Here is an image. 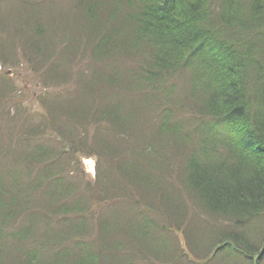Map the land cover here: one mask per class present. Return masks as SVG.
Masks as SVG:
<instances>
[{"label": "trees", "instance_id": "obj_1", "mask_svg": "<svg viewBox=\"0 0 264 264\" xmlns=\"http://www.w3.org/2000/svg\"><path fill=\"white\" fill-rule=\"evenodd\" d=\"M46 1L0 0V62L22 42L40 99L31 111L0 79V162H15L0 174V264L188 263L165 235L187 209L218 241L210 257L264 264V0H75L83 34L65 49L36 14ZM159 136L184 145L175 195ZM121 204L136 216L124 242L107 224Z\"/></svg>", "mask_w": 264, "mask_h": 264}, {"label": "rangeland", "instance_id": "obj_2", "mask_svg": "<svg viewBox=\"0 0 264 264\" xmlns=\"http://www.w3.org/2000/svg\"><path fill=\"white\" fill-rule=\"evenodd\" d=\"M74 2L75 0H50V1L47 0L45 3L49 7L42 6V10L36 12L37 16H39V18L42 17L44 21L46 20L48 21V23L50 21H53L52 25H55V23L56 24L59 23L58 26L63 27L64 37H62L61 40L59 38V35L61 32L58 31L57 25L56 27H54V31L57 33H53L54 35L57 34L56 35L57 40H55V42L52 45H58V48H61V49H65L64 44L67 38L72 40L74 43V42H78L76 37L78 35L80 36L81 34H83L82 33L83 31L80 30L79 27L77 26L79 24L76 19L78 17V14L73 12ZM12 10L14 11V8H12ZM65 12H68L67 15L69 16H64L65 14L63 13ZM85 43L86 42L83 41V45H80L82 49L81 51L82 53H84L85 51L89 52L88 51L89 47L88 49H86L85 47H82L84 46ZM5 45L6 44H3L2 46L7 48ZM24 49H25V46L22 42L14 43L13 47L8 46L9 54L7 55L9 56V58L6 60V63H5L7 65L2 66V63L0 62V79L2 81L5 80L6 82H9L10 88L13 94L16 92V90L23 91V89H25L24 90L25 92H22V93L17 92L18 94L20 93L18 100L22 103L23 106H25L26 108H29L32 111V109L29 107V100L27 97L29 93H33L34 91L38 94V90H37L38 86L35 83L36 74L30 69V67L33 66L32 63H28V62L25 63L23 59L24 57L23 53H26V52H23ZM4 51H6V49H4ZM61 53L62 51H58L56 60H61L63 62ZM12 54H17L16 59H14L13 56L10 57V55ZM83 60H86V56L83 58ZM79 61H82V60H76L75 62H79ZM75 62H73L72 64L73 69L77 68V64ZM12 63L16 66L13 67ZM126 66L128 65L125 63L124 67ZM185 83L186 82L184 78L178 79V83L176 86L177 89L174 91V94L172 96V102L174 105H178V100H180V97L183 94L182 93L183 90L181 86L184 85ZM37 94L35 96L34 101L40 100L39 94L38 95ZM180 109H183V108L180 107ZM180 117L181 116H177L176 119H179ZM141 118H147V117H141ZM137 120H138L137 122L139 123L141 122L139 118ZM144 121L145 120H143L142 122ZM173 122H176V121H173ZM188 127L190 126H187L184 128H188ZM133 134L135 135L136 133L133 132ZM5 135L6 133L2 134V132L0 131V145H7L5 144L7 141V138L5 137ZM159 137L161 138L162 142H165L166 144V155L169 153L167 155V159H165L164 164L162 163L163 171H165L166 173L164 174V178L169 182L167 184L168 186H167L166 192L168 191L169 193H171V195H175L176 194L175 190L177 188H180L177 166L178 165L181 166V162H178L176 149L183 147L184 145L179 143V146H175V145H172L170 140L169 141L165 140L162 136H159ZM197 138H198L197 136H192L190 140H197ZM183 143H184V140H183ZM12 163H15V162L12 161L10 157H8L7 155L3 156L2 161L0 162V174H3V172H5V168H3L5 165H8V164L10 165ZM82 165H83V174H82L83 177L85 179L93 181L96 176V166H97L95 157L94 156L83 157ZM38 201H40V198H38ZM119 207H120V210L119 209L116 211L112 210L109 212L110 215H113L114 213L115 215L113 217L108 218L107 224L109 225L111 230L113 229L112 233L116 232L115 234L118 236L117 238L120 239L122 242H124L125 240L123 239L125 238V236L131 232V229L133 230L135 228L133 227V224H135L136 216L134 215L132 208H128V206L123 207L122 204L119 205ZM116 214H118V216H116ZM190 214L191 213H189L187 209L185 210V213L184 212L182 213L183 217L181 215L178 216L180 219H182V223H183L180 230L172 225L173 227L171 226L172 228H167L166 229L167 231L165 232V235L167 237V242L171 244L172 243L171 240L178 241L177 243L180 245L182 252H184L186 255H188V257H190V261L188 263L184 262V264H242V261L240 259L230 258L227 260L225 259L223 260L222 259L224 256L223 252L216 251L214 255L210 257V251L214 249V245L215 243L217 244L218 241H214L215 243L212 245V242L209 241L206 237V234L210 231L208 230L207 232H205L203 229L204 227L200 224L201 222L200 219L194 218L192 214L191 215ZM176 215H178V212L176 213ZM95 220H90V221L87 220L88 224H87L86 231L92 230L91 232H87V233H93V235H97L99 233L97 231L99 228L97 226H93L95 224L98 225L99 220L98 219H95ZM12 228H13L12 225L8 224L6 232H10ZM124 232L127 234L125 235ZM203 232H204V235H203ZM150 236L152 237V239H154L155 243L162 242V239L157 238L158 236L157 233L154 232L147 237H150ZM163 236L164 235H162L161 238H163ZM110 237L112 238V236ZM186 237L189 239V243ZM125 243H127V241ZM120 256L122 255L117 254V256L110 255L108 257L114 260L113 258L120 257ZM204 257L205 259L208 258L209 261L207 260L208 262L204 263ZM113 263H116V261Z\"/></svg>", "mask_w": 264, "mask_h": 264}]
</instances>
